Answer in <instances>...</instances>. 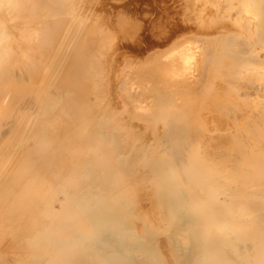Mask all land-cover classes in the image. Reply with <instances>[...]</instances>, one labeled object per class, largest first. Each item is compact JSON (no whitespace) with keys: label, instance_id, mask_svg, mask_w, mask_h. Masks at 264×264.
Segmentation results:
<instances>
[{"label":"rangeland","instance_id":"obj_1","mask_svg":"<svg viewBox=\"0 0 264 264\" xmlns=\"http://www.w3.org/2000/svg\"><path fill=\"white\" fill-rule=\"evenodd\" d=\"M74 11L2 102L0 264H264V0Z\"/></svg>","mask_w":264,"mask_h":264},{"label":"bare ground","instance_id":"obj_2","mask_svg":"<svg viewBox=\"0 0 264 264\" xmlns=\"http://www.w3.org/2000/svg\"><path fill=\"white\" fill-rule=\"evenodd\" d=\"M76 3V0H0V121H1V119H2V115H3V113H2V105H3V103L2 102H4V100L6 99V97L7 96H9V97H11L10 95H11V93L10 94H8L7 95V93L8 92H10V91H14V90H16L17 88H18V82H16V80H17V78H16V74L15 73H12L13 72V69L15 68V66H17V64L19 65L20 63H24L25 64V66H26V73H28V75H32V74H34V73H38V70H39V68H40V66L42 65V64H40L39 63V61H37L36 59H37V57H36V51L33 49V46H32V43L33 44H36L35 42H39L38 43V45H40L39 46V48H36V49H38V51H39V53L40 54H42V53H44L45 54V52H44V50L45 49H47L49 46H51L50 44H53V42H56V40L57 39H55V38H58L59 37V39H60V36H58V34L60 33V29L62 28L63 29V22H64V25H66L65 24V21H63L60 17H58V16H63L64 14H71V15H76V13H75V11H74V4ZM134 4V3H133ZM76 6V5H75ZM45 11V13H43L44 11ZM43 11V12H42ZM45 14V15H44ZM45 16H48V17H58V20L56 19L55 21H51V19H46V17ZM56 17V18H57ZM60 18V19H59ZM54 20V19H53ZM62 26V27H61ZM186 28V27H185ZM169 35V34H168ZM58 36V37H57ZM170 38V37H169ZM54 39H55V41H54ZM58 39V40H59ZM57 40V41H58ZM61 40V39H60ZM59 40V41H60ZM58 41V42H59ZM165 42V41H164ZM59 46V45H58ZM33 50V51H32ZM83 53H85V52H83ZM82 53V54H83ZM79 54H81V52L79 53ZM78 54V55H79ZM84 56H85V54H84ZM35 57H36V59H35ZM39 57V56H38ZM78 57H80V56H78ZM46 60V59H45ZM76 61L78 60V59H75ZM81 60V59H80ZM80 60H78V63H73V65H77V64H80L79 63V61ZM84 60L85 59H83V61H82V64H81V67L83 68L84 67ZM43 61V60H42ZM41 61V62H42ZM46 65V64H45ZM45 65H42V66H44L45 67ZM76 65H75V67H76ZM21 67H22V65H21ZM75 67H73V68H75ZM48 68V67H47ZM42 70V69H41ZM84 70V69H83ZM22 71H24V70H22ZM25 72V71H24ZM43 73H44V71H42ZM41 72V73H42ZM45 72H46V70H45ZM78 72H80V71H78ZM41 73H39L40 75H41ZM18 74V73H17ZM35 74V75H36ZM47 74V73H46ZM46 74L44 75L45 77H46ZM24 75H26L25 73H24ZM28 75H26V76H28ZM43 75V74H42ZM32 76H34V75H32ZM37 76V75H36ZM39 76V75H38ZM40 77V76H39ZM19 78H20V76H19ZM26 78H28V77H26ZM34 78H35V76H34ZM22 79H23V77H22ZM22 79H20L21 80V82H22ZM31 79V78H30ZM37 80H38V78H36ZM40 79V78H39ZM41 79H42V76H41ZM19 80V79H18ZM31 80H33V79H31ZM43 80V79H42ZM25 81V80H24ZM27 81V80H26ZM44 81V80H43ZM20 82V83H21ZM35 82V81H34ZM33 82V83H34ZM32 83V82H31ZM37 83V82H36ZM22 85H23V83H22ZM33 85V84H32ZM34 86V85H33ZM36 86V85H35ZM25 87V86H24ZM17 91V90H16ZM30 92V91H29ZM21 93V92H20ZM16 94H19V92L18 93H16ZM27 94H29V93H27ZM21 96V95H20ZM19 97V96H18ZM12 98H14V96L12 97ZM16 98V97H15ZM52 98V97H51ZM50 98V99H51ZM17 99V98H16ZM18 99H20V97L18 98ZM55 100V99H54ZM11 101V100H10ZM18 100H16V102H17ZM14 102L15 101H13V103L12 104H14ZM57 102V101H56ZM11 103V102H10ZM52 104H53V102H51ZM80 103V102H79ZM81 103H83V102H81ZM57 104H59V102L57 103ZM76 104V103H75ZM84 104V103H83ZM88 104H90L89 102H87V104L86 105H88ZM5 105V104H4ZM64 105H66V104H64ZM68 105H70V104H68ZM74 105V104H73ZM72 105V106H73ZM76 105H78V104H76ZM6 107H7V105H5ZM16 106V105H15ZM57 106V105H56ZM79 106V105H78ZM92 106V105H91ZM13 106H11V107H8L9 109L10 108H12ZM63 107V106H62ZM61 107V108H62ZM66 107H68V106H66ZM65 107V108H66ZM74 107V111H76L75 110V105L73 106ZM77 107V106H76ZM80 107V106H79ZM81 107H83L82 105H81ZM86 107V106H85ZM94 106H92V107H88L87 106V111H89V108H93ZM47 108H49V105H48V107ZM53 108V107H52ZM51 108V109H52ZM13 109V108H12ZM50 109V110H51ZM71 110H72V108H70ZM83 109V108H82ZM81 109V110H82ZM85 109V108H84ZM4 110V109H3ZM80 110V109H79ZM60 111V110H59ZM91 111V110H90ZM91 112H93V111H91ZM91 112H89V113H91ZM6 113H8V112H6ZM82 113V112H81ZM58 114V113H57ZM69 114V113H68ZM73 114V113H72ZM83 114V116L84 115H86V114H84V113H82ZM81 114V115H82ZM9 115V114H8ZM56 115V114H55ZM80 115V114H79ZM54 116V115H53ZM52 116V118H54ZM57 116V115H56ZM77 116V115H76ZM4 117V116H3ZM5 117H6V115H5ZM59 117H60V115H59ZM62 117L64 118V116L62 115ZM88 117V116H87ZM78 119H80L79 118V116L77 117ZM55 119V118H54ZM53 119V120H54ZM76 119V118H75ZM85 118H83V120H84ZM89 119V118H88ZM91 119H93V118H91ZM55 120H57V119H55ZM85 121H86V119H85ZM51 122H52V120H51ZM77 122V121H76ZM81 122V121H80ZM79 122V123H80ZM89 122V121H88ZM61 123V122H60ZM78 123V122H77ZM81 123H83V122H81ZM80 123V124H81ZM90 123V122H89ZM53 124H54V122H53ZM51 125V124H50ZM63 125V124H62ZM88 125V124H87ZM80 126V125H79ZM79 126H77V127H79ZM69 128H71V126L69 127ZM68 128V129H69ZM85 128H87V127H85ZM89 128V127H88ZM92 128V127H91ZM44 130H45V128H43ZM76 129V128H75ZM61 130H62V128H61ZM71 130V129H70ZM69 130V131H70ZM80 130H81V128H80ZM79 130V131H80ZM84 130H87V129H84ZM68 131V130H67ZM72 131V130H71ZM54 132V131H53ZM76 132V131H75ZM80 132H83V131H80ZM93 132H95V130L93 131ZM54 133H56V132H54ZM64 133L66 134V132H65V130H64ZM70 133V132H69ZM85 133V132H84ZM62 133L60 132L59 133V135H61ZM77 134V133H76ZM90 134H91V131H90ZM79 135V134H78ZM80 135H81V133H80ZM89 135V134H88ZM54 136V135H53ZM71 136H72V134H71ZM76 136V135H75ZM74 136V137H75ZM85 136V135H84ZM83 136V137H84ZM92 136V135H91ZM57 137V136H56ZM68 138H69V136H67ZM66 137V138H67ZM73 137V139H75ZM82 137V138H83ZM55 138V137H54ZM67 138V139H68ZM92 138H93V136H92ZM98 138V137H97ZM47 139V138H46ZM70 139V143L71 142H73V141H75V140H71V138H69ZM84 139V138H83ZM86 140H88L87 139V136H86ZM94 140V139H93ZM51 141V140H50ZM78 141H80V138H79V140ZM85 141V140H84ZM84 141H83V143H84ZM89 141V140H88ZM96 142H98V141H96ZM105 142V141H104ZM103 142V143H104ZM69 143V144H70ZM82 143V142H81ZM87 142L85 141V144H86ZM89 143H90V141H89ZM48 144V143H47ZM77 144H78V142H77ZM76 144V145H77ZM85 144H84V146L83 147H85ZM101 144H102V142H101ZM71 146L73 145V147H75V144H70ZM107 145V144H106ZM65 146V145H64ZM68 146V145H67ZM56 147V146H55ZM68 147H70V146H68ZM77 147H79L78 145H77ZM97 147V146H96ZM95 147V148H96ZM72 148V147H71ZM70 148V149H71ZM94 148V147H93ZM107 148V147H106ZM81 149H83L82 147H81ZM88 149V148H87ZM84 150V149H83ZM82 150V151H83ZM97 150V149H96ZM99 150V149H98ZM97 150V155H99L100 153H101V151H103L104 149H101V150H99L100 151V153H99V151ZM107 150V149H106ZM112 150V149H111ZM85 151V150H84ZM90 151V150H89ZM94 151H95V149H94ZM114 151H116V150H114ZM63 152V151H62ZM113 152V151H112ZM99 153V154H98ZM105 153H106V156H107V153L108 152H106L105 151ZM115 153V152H114ZM60 154V153H59ZM82 154H84V152L82 153ZM85 154H86V152H85ZM88 155H90L89 153H87ZM95 153H93V155H94ZM112 154V153H111ZM116 154V153H115ZM100 155H102V154H100ZM113 155V154H112ZM56 156V155H55ZM77 156V155H76ZM95 156V155H94ZM103 156H105V154L103 153V155H102V157ZM105 156V157H106ZM59 157V156H58ZM65 157H66V155H65ZM95 157H97V156H95ZM114 157V156H113ZM112 157V158H113ZM49 158V157H48ZM78 157H76V159H77ZM80 158V157H79ZM100 158H101V156H100ZM109 158H111V157H109ZM64 159V158H63ZM75 158H74V160H76ZM92 160L93 161V159L92 158H89L88 160ZM103 159H104V157H103ZM103 159H102V161H103ZM54 160V159H53ZM68 159H67V157H66V160L65 161H67ZM72 159H70V161H71ZM82 160V159H81ZM94 160H95V158H94ZM110 160V159H109ZM112 160V159H111ZM26 161V160H25ZM83 161V160H82ZM7 162V161H6ZM73 162H76V161H73ZM77 162H79L78 160H77ZM81 162V161H80ZM79 162V163H80ZM95 162H96V160H95ZM104 162V161H103ZM106 162V161H105ZM109 162V161H108ZM118 162V161H117ZM154 162V161H153ZM57 163V162H56ZM55 163V164H56ZM58 163H60V162H58ZM102 163V162H101ZM107 163V162H106ZM163 163V162H162ZM54 164V165H55ZM63 164V163H62ZM62 164H61V166H62ZM68 164H71V163H69L68 162ZM93 164H94V162H93ZM96 164V163H95ZM94 164V165H95ZM99 164V163H98ZM108 164V163H107ZM109 164H111L110 162H109ZM56 165H59V164H56ZM66 165V164H65ZM97 165V164H96ZM95 165V166H96ZM101 164H99V166H100ZM103 165V164H102ZM22 166V165H21ZM46 166H47V164H46ZM67 167H68V165H66ZM71 165H69V167H70ZM94 166V167H95ZM105 166V164L103 165V167ZM167 166V165H166ZM23 167V166H22ZM27 167V166H26ZM45 167V166H44ZM49 167H50V165H49ZM93 167V166H92ZM106 167V166H105ZM113 167H115V166H113L112 165V167H109L108 168V170L111 168L112 170H110V171H112L113 172V169H114V172L116 173V169L117 168H113ZM28 168V167H27ZM48 168V167H47ZM51 168V167H50ZM57 168V167H56ZM91 168V167H90ZM132 168V167H131ZM262 168V167H261ZM103 168H101V169H98V170H100V172L101 171H103L104 172V170H102ZM105 169H107V168H105ZM264 169V168H263ZM28 170V169H27ZM93 170V169H92ZM26 171V170H25ZM91 171V170H90ZM96 173H94V174H96L97 175V173H99V172H97L96 170H94ZM19 172V171H18ZM107 172V171H106ZM118 172H121V171H118ZM260 173H262V172H260ZM34 174V173H33ZM72 174V173H71ZM69 175V176H71L72 178H75V177H73L72 175ZM101 174V173H100ZM100 174H98V175H100ZM113 174V173H112ZM120 174H122V173H120ZM15 175V174H14ZM13 175V176H14ZM36 175V174H35ZM41 175V174H40ZM44 175H45V173H44ZM97 175V176H98ZM21 176V175H20ZM68 176V177H69ZM79 176V175H78ZM113 176V175H112ZM33 177V176H32ZM42 177L43 176H41V178L40 179H42ZM47 177V176H46ZM128 177V176H127ZM22 178H23V176H22ZM30 178H31V176H30ZM34 178V177H33ZM72 178H70L71 179V181H72ZM103 178V177H102ZM139 178V177H138ZM13 179V178H12ZM43 179H45V177H43ZM80 179V178H79ZM114 179V178H113ZM25 181V183H26V180H24ZM70 181V182H71ZM74 181H76L77 182V180H74ZM133 181H134V179H133ZM45 182L46 181H44V185H45ZM73 182V181H72ZM139 182V181H138ZM23 183V182H22ZM32 184H34V179H33V182H32ZM40 184H42V183H40ZM75 184V183H74ZM101 184V183H100ZM113 184V183H112ZM131 184V183H130ZM134 184V183H133ZM22 185V184H21ZM20 185V186H21ZM28 185V184H27ZM26 185V186H27ZM37 185V184H36ZM8 186H10L9 184H8ZM24 187L23 188H25V185H23ZM32 186H34V185H32ZM13 187V186H12ZM27 187H30V186H27ZM27 187H26V189H25V193L27 192V191H29L30 192V190H32V191H35V189H33V188H31L30 190H29V188H28V190H27ZM37 187V186H36ZM42 187H43V185H42ZM41 187V188H42ZM106 187H108V186H106ZM119 187V186H118ZM7 188H9V187H7ZM14 188V187H13ZM40 187H39V189H41ZM46 188V187H45ZM5 189V188H4ZM18 190H19V188H17ZM38 189V187H37V189H36V191H38L39 190ZM11 190V189H10ZM15 190V189H14ZM3 191V190H2ZM5 191H7V190H5ZM13 191V190H12ZM23 191V190H22ZM31 191V192H32ZM35 191V192H36ZM41 191V190H40ZM43 191H44V188H43ZM42 191V192H43ZM15 192V191H14ZM30 192V193H31ZM39 192V191H38ZM41 192V194H43ZM0 193H3V192H0ZM15 193H17V192H15ZM19 193V192H18ZM23 193V192H22ZM3 194H5V193H3ZM3 194H2V196H3ZM10 194H11V192H10ZM7 195H8V193H7ZM7 195H5V196H7ZM12 195H13V193H12ZM18 195V194H17ZM32 195H34V193L32 194ZM37 195V197H38V193L36 194ZM36 195H35V198H36V200H39V199H37V197H36ZM42 196V195H41ZM40 196V197H41ZM6 198V197H5ZM24 198V197H23ZM137 198V197H136ZM11 199H14V198H11ZM28 199H30V198H28ZM1 200H2V202L1 203H3V200H7V199H3V197L1 198ZM0 200V201H1ZM24 200V199H23ZM26 200H27V198H26ZM135 200V199H134ZM9 201V200H8ZM11 201V200H10ZM15 201H16V199H15ZM14 201V202H15ZM28 201V200H27ZM26 201V202H27ZM35 201V200H34ZM6 202V201H5ZM22 202V201H21ZM25 202V203H26ZM33 202V201H32ZM39 202V201H38ZM37 201H36V204L38 203ZM0 203V204H1ZM10 203V202H9ZM12 203H13V201H12ZM25 203L23 202V205H25ZM27 203H29V202H27ZM34 203V202H33ZM32 203V205L33 206H35L36 204L34 203L33 204ZM5 204V203H4ZM18 204H19V202H18ZM39 205H40V203H38ZM37 204V205H38ZM9 206V208H11L12 209V207H10V205H8L7 203L5 204V206ZM16 205L17 204H15L14 206L16 207ZM20 205V204H19ZM21 205H22V203H21ZM23 205H22V207H23ZM36 205V206H37ZM18 206V205H17ZM26 206V205H25ZM30 206H31V204H30ZM20 207V206H19ZM21 207V208H22ZM8 208V207H7ZM8 208V209H9ZM24 208V207H23ZM22 208V209H23ZM31 207H29V209H30ZM10 209V210H11ZM18 209V208H17ZM33 207H32V211H33ZM14 210L15 209H13V217H14ZM20 210V209H19ZM1 211V210H0ZM3 211H6V210H4L3 209ZM9 211V210H8ZM18 211V210H17ZM28 211V210H27ZM31 211V210H30ZM29 211V212H30ZM31 211V213H33ZM16 213V212H15ZM6 214H9V213H6ZM18 213H16V216H18L19 217V214L17 215ZM22 214H24L23 212H22ZM28 214H30V213H27V215ZM25 216H27L26 214H24ZM252 215V214H251ZM4 216H6L5 214H4ZM8 216V215H7ZM10 216H12L11 214H10ZM1 217V216H0ZM12 217V218H13ZM6 218V217H5ZM8 218H9V216H8ZM21 218V217H20ZM10 219V218H9ZM9 219L7 220H4V221H7V223H9ZM14 219H16V218H14ZM31 219V218H30ZM1 220V219H0ZM3 220V219H2ZM10 220H12V219H10ZM17 220H18V218H17ZM34 220V219H33ZM15 222H16V220H14ZM27 221V220H26ZM40 221V220H39ZM10 222H13V221H10ZM19 222V221H18ZM20 222H21V219H20ZM28 222V221H27ZM0 224H2V222L0 223ZM23 224V223H22ZM25 224H26V222H25ZM28 224H30V223H27L26 225H28ZM31 224H32V220H31ZM33 224H34V222H33ZM26 225L24 226V228L26 227ZM29 226V225H28ZM28 228V227H27ZM34 228V227H33ZM36 229H37V227H36ZM35 229V230H36ZM25 230H27L26 228H25ZM28 230H30V229H28ZM34 230V229H33ZM38 230V229H37ZM24 232V231H23ZM31 233V232H30ZM30 235H32V234H30ZM28 236V235H27ZM22 237V236H21ZM25 237V236H24ZM30 237V236H29ZM31 238H32V236H31ZM18 239V238H17ZM20 239V238H19ZM120 240V239H119ZM148 242V241H147ZM235 242V241H234ZM19 244V243H18ZM122 245H123V243H122ZM131 248V247H130ZM116 249H118V248H116ZM241 249H243V248H241ZM240 249V250H241ZM137 250V249H136ZM238 251V250H237ZM113 252V251H112ZM109 253H111V252H109ZM134 253V252H133ZM113 254V253H112ZM126 254V253H125ZM115 255V254H114ZM127 255V254H126ZM242 255V254H241ZM118 256V255H117ZM121 256V255H120ZM246 256V255H245ZM223 258V257H222ZM116 259V258H115ZM240 262H242V260L240 261ZM239 262V264H241ZM218 263V262H217ZM143 264H145V263H143Z\"/></svg>","mask_w":264,"mask_h":264}]
</instances>
